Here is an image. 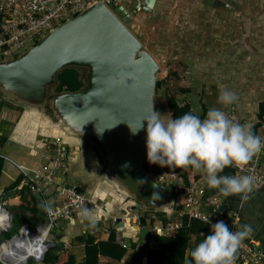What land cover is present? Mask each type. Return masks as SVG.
Listing matches in <instances>:
<instances>
[{
  "label": "water",
  "instance_id": "95a60500",
  "mask_svg": "<svg viewBox=\"0 0 264 264\" xmlns=\"http://www.w3.org/2000/svg\"><path fill=\"white\" fill-rule=\"evenodd\" d=\"M154 1L135 0L131 10L122 3L112 10L94 3L0 63V96L51 112L64 126L90 140L105 162L103 177L125 195L120 203L124 208L138 211L140 224L148 213L177 211L184 192L183 187L158 181L148 171L146 122L136 135L128 126L138 127L152 106L156 110L154 97L164 84L158 79V62L129 28L136 12L150 11ZM65 67L81 69L83 86L49 96L48 87L57 82L56 74ZM122 211L129 214L127 209ZM11 219L0 233L7 230ZM16 238L13 235L7 242ZM58 245L62 247L63 242ZM46 247L55 249L51 243ZM43 254L34 259L41 260ZM0 261L17 264L6 255H0Z\"/></svg>",
  "mask_w": 264,
  "mask_h": 264
},
{
  "label": "crops",
  "instance_id": "0c3cea01",
  "mask_svg": "<svg viewBox=\"0 0 264 264\" xmlns=\"http://www.w3.org/2000/svg\"><path fill=\"white\" fill-rule=\"evenodd\" d=\"M233 3L234 0H155L150 11L139 10L136 12V18L134 16L129 28L146 48H148L149 40L147 36L149 31H155L157 35H164L163 39L165 40L177 39V41L186 44L189 40L187 37L189 32L187 31L195 32L198 34V38H203L201 35L206 33L200 21L198 23V17L208 18L207 23L216 22L218 8H232V11L235 12L232 7ZM122 4L126 9L131 10L134 7L135 0H122ZM234 4L236 5V3ZM203 8L213 9L208 13L199 12ZM191 18L194 22L190 21ZM205 38H208V36ZM167 46L163 45L161 48L165 50ZM232 47L227 50V53L237 57L236 52L240 50V46L236 43ZM155 49L156 53L161 52L159 47ZM183 49L185 48L181 45V50H177L178 52L173 56L183 54ZM150 53L153 56L156 54L152 50ZM169 55L171 54L169 53ZM228 61L224 59L222 61L224 64H220L217 71L222 68L227 71L229 68ZM231 64L234 65L233 62ZM241 73V76H244L245 79L241 78L236 87L227 84L222 85V88L237 94L238 100L235 104L240 114L245 116L255 114L257 118H260L259 104L264 99H254L252 87L249 79H247V77H250L246 74L244 68ZM205 94L209 95L208 99L211 100L205 101L204 108L200 109L199 105V109H196V111L200 114L203 109L208 112L210 108H213L214 99L219 97L218 94L213 92ZM0 102V159L2 160L0 196L3 200L2 205H5L6 208L7 206L10 207L8 210L16 215L19 210L12 208L24 207L22 217H27V222L30 219L27 225L35 228L44 220L42 209L58 203L59 195L57 193L61 187L75 184L84 189L89 195L90 204L85 208L94 210L97 224L95 228L89 227L87 221L82 219L80 210L55 227L54 233H49L47 242L55 245L61 241L63 242V248L57 255L56 264H66L69 250L74 253L76 260L80 261L83 257L84 244L74 243V240L85 234L93 237L94 242L106 240L109 238L111 227L117 228V242L129 241L130 243L129 246H126L129 252L127 251L120 263L146 264V248L143 247V243H148L149 247H154L156 243L155 239L148 238L147 234L145 239L140 234L141 228L147 227L148 222L146 221L145 226H139L130 219L128 220L127 214L123 213L122 209H127V207L124 208L120 203L124 201L125 195H121L116 186L103 177L106 165L98 148L81 133L73 132L60 123L51 112L28 108L2 96H0ZM218 104L221 109L222 105L219 102ZM55 136L62 138L63 144L73 155L69 171L65 176H59L47 193L39 194L30 190L23 194L25 197L21 198V187L27 185L29 190L31 172L52 155L53 151L47 143ZM23 171L26 172V175L23 174ZM192 172L198 174L193 168ZM19 176H25V178L15 188L7 190V186ZM177 205L180 207V202ZM219 209L234 211L241 226L250 225L252 233L249 239L258 242L264 251V184L254 187L247 200H243L240 195L225 197ZM135 212L138 211L135 210ZM162 214L164 217L171 218L174 215V210ZM113 218H115V222H113ZM99 260L104 262L108 258L101 255Z\"/></svg>",
  "mask_w": 264,
  "mask_h": 264
},
{
  "label": "built area",
  "instance_id": "2783aa9c",
  "mask_svg": "<svg viewBox=\"0 0 264 264\" xmlns=\"http://www.w3.org/2000/svg\"><path fill=\"white\" fill-rule=\"evenodd\" d=\"M102 3L112 10L113 5L122 3V0H0V63H6L31 45H34L55 24L65 21L94 3ZM190 71L185 74L190 75ZM189 78V76H188ZM179 106L187 103L188 95L180 92L177 97ZM191 109L201 119L206 117L207 111L200 114L194 106ZM230 118L241 123L251 124L255 127V134L264 139V115L257 118L255 114L242 115L234 103L228 107H222ZM52 155L43 164L35 168L29 178V189L35 193H47L59 176H65L69 171L72 153L65 147L62 138L55 136L47 143ZM264 150L258 154L253 161L244 169L233 168L231 175H253L255 186L264 184ZM146 166L154 177L161 182L176 184L183 187L184 192L180 196V208L174 211L170 222L163 224L159 214L149 213L147 215V236L154 238L155 235H174L183 227L184 216L201 221L204 224H214L223 221L232 231L240 228L237 214L234 211H222L219 206L224 196L218 189L207 186L205 176L199 172L188 174L189 179L184 182L182 170L169 167H160L150 164L146 158ZM26 175V172L23 171ZM58 203L47 206L44 209V220L38 226L37 231H45L42 243L46 244L47 235L50 230L57 227L62 221L71 215L84 209L90 204V198L86 192L75 184L61 187ZM127 207L130 219L139 224V214L131 212ZM9 210L0 205V212L10 216ZM113 218V222H115ZM210 221L211 223H206ZM30 233L32 231L29 230ZM122 242V241H121ZM3 243L0 244V246ZM124 246L125 241L122 242ZM0 255L2 252L0 250ZM5 262V263H4ZM6 264L8 261H4ZM236 264H264V251L260 244L252 239L246 238L238 251Z\"/></svg>",
  "mask_w": 264,
  "mask_h": 264
},
{
  "label": "clouds",
  "instance_id": "9594fccd",
  "mask_svg": "<svg viewBox=\"0 0 264 264\" xmlns=\"http://www.w3.org/2000/svg\"><path fill=\"white\" fill-rule=\"evenodd\" d=\"M237 100L235 92L226 88L220 90L218 102L224 107L234 104ZM144 122L147 125L146 149L150 164L174 169L192 167L205 176L209 188L218 189L226 197L240 195L243 200L249 198L255 186L253 175L233 176L221 173L227 167L246 168L264 150V139L253 132L251 124H241L233 120L220 108H210L203 119L192 113H185L177 118H165V115L154 110L152 106L138 127L134 128L128 124L131 133L138 134L144 127ZM8 212L10 216L6 224L13 217V213ZM80 215L87 221L89 227H96L97 220L93 209L84 208ZM146 218L147 216L145 221ZM27 227H29L27 224L22 225L15 235H21L19 230L22 233V230L29 232L30 229L32 235L41 236L36 226L29 229ZM251 233L250 225H242L236 231H232L223 221H217L211 224V234L191 251V259H185L184 264H236L238 251ZM48 237L49 233L47 240ZM9 239H1V243H6ZM47 240L46 244L42 243L43 249L40 253L45 254L50 250L46 247L50 244ZM51 245L54 247L55 244Z\"/></svg>",
  "mask_w": 264,
  "mask_h": 264
},
{
  "label": "rangeland",
  "instance_id": "374dc122",
  "mask_svg": "<svg viewBox=\"0 0 264 264\" xmlns=\"http://www.w3.org/2000/svg\"><path fill=\"white\" fill-rule=\"evenodd\" d=\"M234 3L232 7L236 13L232 11V8L227 9L226 7L218 6L220 8L216 11L217 23L214 21L207 23L208 18L198 17L197 21L198 23L200 21L206 33L201 35L203 38H198L199 36L195 32L187 31L189 32V34L187 33L189 40L187 39L186 44L177 41V39L165 40L163 39L164 35H157L155 31H149L148 33L149 49L145 48L149 52L152 50L155 53L156 47L161 49V52L156 53L154 56L161 69L158 79H166L168 92L173 93L175 97L182 92L180 91L181 87L190 89V94L195 99L194 106L197 110L199 105H205V101L211 100L208 99L209 95L205 93L213 92L219 96L222 85L228 84L236 87L241 78H244V76H241L243 68L250 77H247V79H249L252 87L254 99H264V0H234ZM212 9L203 8L199 12L208 13ZM190 21L194 22L192 18ZM206 36L208 38H205ZM236 43L240 46V50L236 52L238 56L233 57L227 53V50ZM163 45H168L167 48H169L163 50L161 48ZM181 45L185 48L182 50L183 54L173 56V54L178 52L177 50H181ZM224 59L229 60V68L227 71L223 68L217 71V67L220 64H224L222 62ZM231 62L234 63L233 66ZM242 66L244 67L242 68ZM186 71H190V75L185 74ZM55 85L56 83L54 82L48 87L49 96L55 94L53 91ZM162 87L156 91L154 97L157 105L156 111L165 115V118H171L165 104ZM213 108H219L218 99H214ZM180 199L181 197H179V201ZM134 211L131 209V212ZM54 229L50 231L51 234L54 233ZM140 234L145 239L147 234L146 226L144 229L141 228ZM12 245L16 246L15 244ZM3 247L5 246L0 247V250L5 251L7 246L4 249ZM30 259H34L33 256L29 257L26 262Z\"/></svg>",
  "mask_w": 264,
  "mask_h": 264
},
{
  "label": "trees",
  "instance_id": "16d2710c",
  "mask_svg": "<svg viewBox=\"0 0 264 264\" xmlns=\"http://www.w3.org/2000/svg\"><path fill=\"white\" fill-rule=\"evenodd\" d=\"M170 76V74H169ZM56 85L53 89L55 93H60L63 91H77L79 90L83 84V76L81 69L77 67H65L61 69L56 74ZM164 85L162 90H164L163 94L165 97V104L170 112L171 118H177L185 113H192L193 110L191 106H194V101L192 95L190 94V89L188 88H180V91L186 93L188 95L187 103L179 106L177 99L173 93L168 92L167 81L164 79ZM1 105V102H0ZM195 107V106H194ZM204 108L203 104L200 105V109ZM205 113V110H202V114ZM259 113L264 115V101L259 104ZM255 127L253 128V132L255 133ZM1 166L2 160L0 159V174H1ZM192 172V167H188L187 169L182 170L183 180L187 182L189 179L188 174ZM233 173L232 167H227L221 173V175H231ZM25 176H19L13 182H11L7 186V190L15 188L16 185L23 180ZM27 185L21 187L20 195L21 198L25 197L23 194L29 192ZM2 196H0V204H2ZM5 207V205H3ZM10 207L7 206V209ZM12 209L19 210V213L16 215L13 213L12 222L9 226L8 230H5L1 233L0 237L2 240H6L11 238V236L15 235L18 229L30 222H27V217H22V212L24 207L17 206ZM44 209H42V213ZM148 214H146L147 216ZM160 218H162V223L166 224L170 222L172 219L169 217H164L163 214H159ZM184 218L183 227L178 231V233L174 235H155V246L149 247L148 243H143V247L146 248V264H184L185 259L190 260L191 251L203 241V239L211 234V224H204L201 221L193 218ZM146 221H144L141 226H144ZM7 225V224H6ZM4 228V227H3ZM33 228V226H31ZM117 228H110L109 238L106 240H98L94 242V238L88 235L81 236L74 240V243H82L83 246V257L80 261L76 260V256L74 253L69 250L67 252V261L66 264H123L120 261L123 259L125 254L128 251V248L122 244V242L116 241ZM19 237V236H18ZM149 238V237H148ZM15 239H13L10 243L6 244V246L14 244ZM5 246V247H6ZM2 247V246H1ZM54 250H47L43 255V258L40 261H36L34 259H30L26 264H56L57 263V255L60 250H62L63 246L60 247L58 244L54 245ZM3 251V250H2ZM1 251V252H2ZM6 254V253H5ZM106 256L108 260L100 261L99 256ZM238 257V254H237ZM237 261V259H236ZM0 264H3L0 261ZM25 264V263H24Z\"/></svg>",
  "mask_w": 264,
  "mask_h": 264
},
{
  "label": "bare ground",
  "instance_id": "6f19581e",
  "mask_svg": "<svg viewBox=\"0 0 264 264\" xmlns=\"http://www.w3.org/2000/svg\"><path fill=\"white\" fill-rule=\"evenodd\" d=\"M7 217L5 213L0 212V229L6 226ZM45 234V231L42 232L41 236L32 235L28 231L22 230L21 235L16 238L15 245H8L5 248V251H2V255L8 258L12 263H22L25 262L31 256H37L40 251L43 249L42 246V238ZM12 241V240H11ZM8 241L3 243L1 246H6V244L10 243ZM0 246V247H1ZM7 252V253H6ZM6 253V254H5Z\"/></svg>",
  "mask_w": 264,
  "mask_h": 264
}]
</instances>
